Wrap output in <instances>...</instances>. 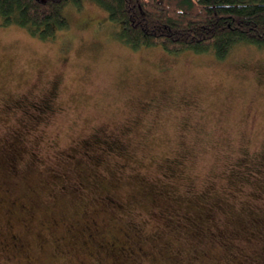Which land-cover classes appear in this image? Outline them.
<instances>
[{
	"label": "rangeland",
	"instance_id": "374dc122",
	"mask_svg": "<svg viewBox=\"0 0 264 264\" xmlns=\"http://www.w3.org/2000/svg\"><path fill=\"white\" fill-rule=\"evenodd\" d=\"M0 22V264H264V48H131L89 0Z\"/></svg>",
	"mask_w": 264,
	"mask_h": 264
},
{
	"label": "trees",
	"instance_id": "16d2710c",
	"mask_svg": "<svg viewBox=\"0 0 264 264\" xmlns=\"http://www.w3.org/2000/svg\"><path fill=\"white\" fill-rule=\"evenodd\" d=\"M85 0H0V22L52 39L68 27L64 7ZM118 25L131 48L160 46L169 53L211 52L223 59L236 45L264 48V0H89Z\"/></svg>",
	"mask_w": 264,
	"mask_h": 264
}]
</instances>
